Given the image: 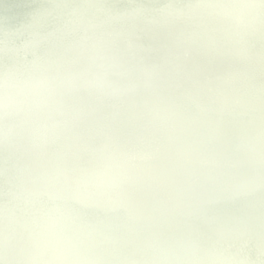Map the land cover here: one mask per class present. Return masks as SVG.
Segmentation results:
<instances>
[{"label": "clouds", "instance_id": "clouds-1", "mask_svg": "<svg viewBox=\"0 0 264 264\" xmlns=\"http://www.w3.org/2000/svg\"><path fill=\"white\" fill-rule=\"evenodd\" d=\"M116 16L126 60L154 70L152 101L106 117L99 143L58 188L70 209L38 210L23 197L25 212L0 239V264H264V0H133ZM54 18L41 7L9 26L5 35L29 39L2 41L3 50L26 56L37 29ZM68 79L52 61L8 65L0 70V118L50 112ZM161 116L193 130L195 151L180 163L195 178L152 220L167 240L139 260L115 261L83 220L143 186L152 156L141 138Z\"/></svg>", "mask_w": 264, "mask_h": 264}, {"label": "bare ground", "instance_id": "bare-ground-1", "mask_svg": "<svg viewBox=\"0 0 264 264\" xmlns=\"http://www.w3.org/2000/svg\"><path fill=\"white\" fill-rule=\"evenodd\" d=\"M132 6L133 0H0V42L20 46L29 39L5 32L29 22L41 7H52L55 15L37 29L26 56L5 51L0 44V70L38 59L55 62L69 78V90L50 112L0 118V239L25 212V195L30 194L38 210L70 209L67 194L58 188L66 172L84 163L85 150L99 143L106 117L124 107L151 103L154 70L126 60L124 24L116 16ZM87 85L124 103L105 101ZM193 138L185 121L161 116L141 138L152 156L143 186L104 201L101 211L87 213L83 227L103 238L111 259L139 260L146 250L167 240L152 227V220L195 178L180 163L184 153L195 151Z\"/></svg>", "mask_w": 264, "mask_h": 264}]
</instances>
